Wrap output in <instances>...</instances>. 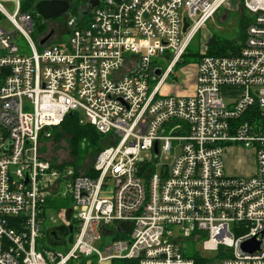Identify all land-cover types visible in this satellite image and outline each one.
I'll list each match as a JSON object with an SVG mask.
<instances>
[{
	"label": "built area",
	"instance_id": "obj_1",
	"mask_svg": "<svg viewBox=\"0 0 264 264\" xmlns=\"http://www.w3.org/2000/svg\"><path fill=\"white\" fill-rule=\"evenodd\" d=\"M22 1L0 0L29 48L0 27V264H196L199 244L216 254L201 264H264V0H240L249 23L237 52L202 53L182 96L161 90L228 0H99L65 15L67 43L42 47ZM73 113L109 142L81 167L40 147ZM228 145L253 153L252 175L226 174ZM60 200L72 231L51 246L46 213Z\"/></svg>",
	"mask_w": 264,
	"mask_h": 264
},
{
	"label": "rangeland",
	"instance_id": "obj_2",
	"mask_svg": "<svg viewBox=\"0 0 264 264\" xmlns=\"http://www.w3.org/2000/svg\"><path fill=\"white\" fill-rule=\"evenodd\" d=\"M70 4L69 14L76 17H83V13L88 10L87 2L89 0H66ZM23 1L21 2L22 5ZM1 5L6 10L9 15H13L15 12V3L10 2H1ZM241 2L240 0H228L219 11L214 15L213 19L206 22V24L200 29L197 33V36L188 44L186 50H190L192 54L197 53L200 55L202 53H207V48L209 44L212 43L213 38H221L223 40H234L240 41V37L243 38V25L245 24L246 17L243 18V15L249 17L246 12L244 14L241 12ZM86 19V18H85ZM249 19V18H248ZM18 21V20H17ZM0 27L9 32H16V41L18 46L27 52H29L27 42L21 37L20 33L15 30V26L7 19L4 15V18L0 19ZM50 31H53V36L49 40V43H60L64 44L68 41V35L65 30V20L64 16L58 20L50 21L46 23V31L43 35L46 36ZM38 26L33 27L32 33H30L31 39L36 42L38 36ZM42 37V38H43ZM39 40V39H37ZM37 50L41 52V48L37 47ZM152 61L157 66L165 69L170 60H166L163 57L153 58ZM197 61L190 60L186 64L181 62L174 68L173 72L177 77L173 75L165 82L161 93L162 95H186L189 88L193 85L195 81L194 72L197 68ZM128 69V67H126ZM154 86V83L150 84V87ZM224 99V103L227 105L228 101ZM81 117L83 123H87L86 119ZM107 137L103 138L102 145L106 147L109 145V142L106 140ZM41 152L43 156L50 160H57L61 162H73V159L70 154L68 147V142L66 137L55 141L52 136L51 140H43L40 144ZM93 157L87 159V162H90ZM163 162V160H161ZM224 162H225V172L227 175L240 176L247 175L244 171H249L252 166L255 165V158L252 152L244 149L239 145H228L224 150ZM72 204L69 200H60L57 209L54 211H49L46 213V217H53L56 220L55 225H49L46 222L45 228L49 227H60L62 224H65L64 219V210L68 207H71ZM107 242L110 241L107 237ZM59 251H64L63 248H55ZM102 250L101 247H99ZM197 250L200 252L204 258L213 260L216 258L214 252H205L203 251L201 244L197 246ZM110 264V263H103Z\"/></svg>",
	"mask_w": 264,
	"mask_h": 264
},
{
	"label": "trees",
	"instance_id": "obj_3",
	"mask_svg": "<svg viewBox=\"0 0 264 264\" xmlns=\"http://www.w3.org/2000/svg\"><path fill=\"white\" fill-rule=\"evenodd\" d=\"M39 0H24L21 7L20 12L24 14L30 15L34 26H38V38L42 39L45 31H46V23L43 22L34 12H33V6L34 4ZM90 12L87 10L82 15H89ZM244 14V12H243ZM245 20V24L243 25V37H244V31L249 23V17L247 16ZM243 17V18H244ZM4 18L2 14L0 13V19ZM62 18V17H61ZM60 19V18H58ZM56 19V20H58ZM65 20V16H64ZM36 39V41H38ZM241 39H243L241 37ZM237 41L234 40H223L221 38H213L212 43L207 48L206 55L208 56H226L229 54H234L236 52V49H238ZM201 59L200 55L197 53L192 54L191 51L188 49L182 56V64L188 63L190 60L199 62ZM256 116H244V119H255ZM258 119V117L256 118ZM52 136L54 137L55 141H59L66 137V140L68 142V147L70 150L71 157L73 159V162L71 163L73 166L81 167L83 166L85 159H90L91 157H95L97 153L103 148L102 142L103 138H105L103 135L99 134L94 127H92L89 124L81 123V117L77 113H73V115L65 116L62 122L59 124L58 127H54L52 130ZM92 158V160H93ZM92 160L90 162H92ZM58 201V200H57ZM57 201L53 206L55 209H57ZM196 259V264H201L202 259H200V253H195L194 255ZM68 264H84V260L79 261L78 263L70 262ZM112 264H136L133 261L130 260H120V261H114Z\"/></svg>",
	"mask_w": 264,
	"mask_h": 264
},
{
	"label": "water",
	"instance_id": "obj_4",
	"mask_svg": "<svg viewBox=\"0 0 264 264\" xmlns=\"http://www.w3.org/2000/svg\"><path fill=\"white\" fill-rule=\"evenodd\" d=\"M99 0H89L87 2V6L89 9H93L98 5ZM70 10V4L66 0H39L33 6V12L43 21L50 22L54 21L58 18L65 16ZM187 23H184L183 31H186ZM53 31H50L46 36L39 40L38 46H44L53 36ZM159 76V72L156 73ZM72 114H69L71 116ZM46 131L44 129L42 132ZM156 145L154 146V153L156 154ZM71 214V210L66 212V218L69 220ZM117 230L126 229V226L119 225L116 227ZM71 227H58L52 228L45 232V238L49 245L51 246H62L64 244L65 238L71 233ZM254 244V243H253ZM250 244L244 245V249H246ZM257 246V245H256Z\"/></svg>",
	"mask_w": 264,
	"mask_h": 264
},
{
	"label": "crops",
	"instance_id": "obj_5",
	"mask_svg": "<svg viewBox=\"0 0 264 264\" xmlns=\"http://www.w3.org/2000/svg\"><path fill=\"white\" fill-rule=\"evenodd\" d=\"M220 9V8H219ZM219 9L216 11V13L219 11ZM242 13L244 12L243 10L241 11ZM215 13V14H216ZM214 14V15H215ZM214 17V16H213ZM213 17L211 18V19H213ZM243 17H244V15H243ZM210 19V20H211ZM241 42H242V39H241V37H240V41H238L237 42V44H238V47L240 46V44H241ZM210 45V44H209ZM237 50L238 49H236V52H237ZM254 171H255V165L254 166H252V168L249 170V171H244V173H247V175H240V176H237V177H246V176H250V175H252L253 173H254ZM231 176H233V175H231Z\"/></svg>",
	"mask_w": 264,
	"mask_h": 264
},
{
	"label": "flooded vegetation",
	"instance_id": "obj_6",
	"mask_svg": "<svg viewBox=\"0 0 264 264\" xmlns=\"http://www.w3.org/2000/svg\"><path fill=\"white\" fill-rule=\"evenodd\" d=\"M46 23H48V22H46ZM44 236H45V234H44Z\"/></svg>",
	"mask_w": 264,
	"mask_h": 264
}]
</instances>
